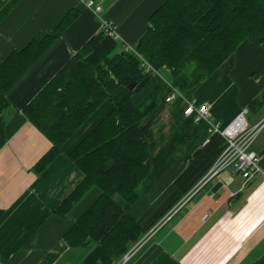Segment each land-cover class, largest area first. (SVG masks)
I'll return each mask as SVG.
<instances>
[{
	"label": "crops",
	"instance_id": "obj_1",
	"mask_svg": "<svg viewBox=\"0 0 264 264\" xmlns=\"http://www.w3.org/2000/svg\"><path fill=\"white\" fill-rule=\"evenodd\" d=\"M114 1H100L105 12L99 17L83 0H22L0 24L2 62L54 33L70 12L78 14L9 92L11 109L0 116V260L4 264H73L77 257L64 236L101 193L93 189L67 218L55 214L85 179L68 156L127 91L119 88L41 172L36 166L52 143L23 110L101 32L102 19L115 24L122 47L134 46L148 30L152 15L168 0H119L108 8ZM163 86L160 104L146 121L151 124L150 174L137 190L139 200L130 206L120 195L114 196L145 231L143 238L151 234L128 264H264V176L253 178L245 188L244 178L233 168L209 176L225 140L210 132L208 120L185 117L182 98L174 105L167 102L171 89ZM263 91L264 47L257 40L244 43L193 99L208 104L210 120L221 128L245 108L254 125L264 120V107L258 111L249 107ZM166 133L172 136L170 148L161 145ZM163 149L183 151L158 164ZM253 150L261 156L264 169V129Z\"/></svg>",
	"mask_w": 264,
	"mask_h": 264
},
{
	"label": "trees",
	"instance_id": "obj_2",
	"mask_svg": "<svg viewBox=\"0 0 264 264\" xmlns=\"http://www.w3.org/2000/svg\"><path fill=\"white\" fill-rule=\"evenodd\" d=\"M3 1L0 24L22 0ZM77 18L76 12H70L54 33L0 62V116L11 109L9 92ZM257 40L264 47V0H168L152 15L148 30L134 46L157 72H169L173 88L193 100L203 83L244 43ZM132 83L137 85L129 91ZM121 87L126 96L69 154L85 179L55 212L67 218L93 189L100 191L64 236L71 249L91 248L82 264H115L145 235L114 196L120 195L130 206L139 200L137 190L150 174L151 124L146 121L159 106L164 86L144 71L134 53L100 32L23 110L52 143L36 166L41 172ZM262 107L264 91L249 109Z\"/></svg>",
	"mask_w": 264,
	"mask_h": 264
},
{
	"label": "built area",
	"instance_id": "obj_3",
	"mask_svg": "<svg viewBox=\"0 0 264 264\" xmlns=\"http://www.w3.org/2000/svg\"><path fill=\"white\" fill-rule=\"evenodd\" d=\"M83 2L91 8L99 17L105 12V7L101 2L95 0H83ZM106 36L118 40V30L115 24L111 21L102 19V28ZM123 50L134 53L140 63L141 67L148 74L153 76L160 75L152 65L139 54L135 46L124 45ZM181 96L185 101L186 107L184 115L188 118H194L195 122L201 120H208L210 124V132L219 134L226 142L224 151L216 160L209 176H214L228 168H233L236 172L240 173L245 182V188L250 180L258 176H264V169L261 168V156L253 150L254 143L258 136L264 129V120L258 124L252 125L248 121L249 110L243 109L237 118L228 126L221 128L216 122L210 120V107L208 104H199L197 100H188L179 90L171 86V94L167 97V102H172L176 97ZM207 140L206 143H209ZM151 234L145 236L142 240L136 243L124 256H122L115 264H128L139 249L150 239ZM0 264H4L0 260Z\"/></svg>",
	"mask_w": 264,
	"mask_h": 264
},
{
	"label": "rangeland",
	"instance_id": "obj_4",
	"mask_svg": "<svg viewBox=\"0 0 264 264\" xmlns=\"http://www.w3.org/2000/svg\"><path fill=\"white\" fill-rule=\"evenodd\" d=\"M4 2L5 1L2 2V0H1L0 6H2V4H4ZM158 73L160 75H156L155 77H157L162 84H164L165 86H168V88L171 89L169 72L166 69H162V70L158 71ZM180 99H181V96H178L172 102H170V104L174 105L177 102H179ZM163 103H164V97H163ZM171 138H172V136L170 134H167V133L164 134V142L161 144L162 147H163L164 144L167 143V148H170L168 146H170V142H172L170 140ZM172 144H173V146H175L174 143H172ZM182 151L183 150L178 151V152L181 154ZM178 152L176 150H172L171 151L170 149H168V151H166L164 149L162 150V152L159 151L160 155L158 154L159 156L157 157V159H158L157 163L159 164V162H168V161H170L171 158H173ZM162 164H165V163H162ZM90 249L91 248H78V249H76L77 250V257L74 258L73 264H82L84 257L89 253ZM76 258L78 259L77 261H76ZM81 258H82V260H81Z\"/></svg>",
	"mask_w": 264,
	"mask_h": 264
},
{
	"label": "water",
	"instance_id": "obj_5",
	"mask_svg": "<svg viewBox=\"0 0 264 264\" xmlns=\"http://www.w3.org/2000/svg\"><path fill=\"white\" fill-rule=\"evenodd\" d=\"M136 85H137L136 83H132L131 85L128 86L127 89H128L129 91H132V90L136 87Z\"/></svg>",
	"mask_w": 264,
	"mask_h": 264
}]
</instances>
